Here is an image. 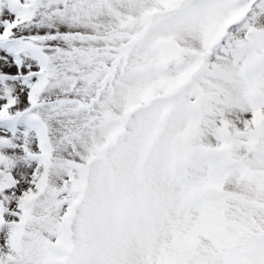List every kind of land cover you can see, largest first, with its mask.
I'll return each instance as SVG.
<instances>
[{
    "label": "snow or ice",
    "instance_id": "snow-or-ice-1",
    "mask_svg": "<svg viewBox=\"0 0 264 264\" xmlns=\"http://www.w3.org/2000/svg\"><path fill=\"white\" fill-rule=\"evenodd\" d=\"M0 264H264V0H0Z\"/></svg>",
    "mask_w": 264,
    "mask_h": 264
}]
</instances>
